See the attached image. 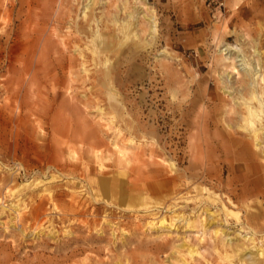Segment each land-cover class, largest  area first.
I'll return each instance as SVG.
<instances>
[{
	"label": "rangeland",
	"instance_id": "obj_1",
	"mask_svg": "<svg viewBox=\"0 0 264 264\" xmlns=\"http://www.w3.org/2000/svg\"><path fill=\"white\" fill-rule=\"evenodd\" d=\"M261 74L264 0H0V264H264Z\"/></svg>",
	"mask_w": 264,
	"mask_h": 264
},
{
	"label": "bare ground",
	"instance_id": "obj_2",
	"mask_svg": "<svg viewBox=\"0 0 264 264\" xmlns=\"http://www.w3.org/2000/svg\"><path fill=\"white\" fill-rule=\"evenodd\" d=\"M121 11V10H120ZM130 15V14H129ZM128 15V16H129ZM132 16V15H131ZM126 21V20H125ZM129 22V21H128ZM118 24V23H117ZM120 28V27H119ZM99 40H100V38H97L96 39V37H95V39L93 40V42H94V46H95V49H94V56H95V59H97L98 58V54H99V47H101V48H104V47H109V46H111V43H108L107 42V40H104V38H103V40L101 39V42L99 43ZM121 42V41H120ZM97 46V47H96ZM100 57V56H99ZM260 69V68H259ZM256 70V69H255ZM261 71V69L260 70H256V71H254L255 72V76H257L258 74H259V72ZM247 73H250V72H248L247 71ZM247 78V77H246ZM253 80H254V78H253ZM256 80V79H255ZM258 80H260L261 81V83H262V85H263V94H264V76L261 74V75H259L258 76ZM247 83H249V82H247ZM246 84V83H245ZM258 84H259V81H258ZM253 86H254V83L252 84ZM229 87H231V85L229 86ZM250 87H251V85H250ZM227 88V87H226ZM242 88H243V85H242ZM228 90V89H227ZM251 91H253V92H251L250 93V95H251V100H254V99H257L258 97H257V95L256 94H258V93H255V88L254 89H252ZM228 93V92H227ZM243 94V93H242ZM233 96V95H232ZM234 101V100H233ZM262 106H264L263 104H264V102H259ZM259 104V105H260ZM260 105V106H261ZM261 106V107H262ZM260 107V108H261ZM264 108V107H263ZM226 111V110H225ZM264 111V110H263ZM262 110H256V109H254L251 105H250V103H249V101H247L246 99H244V98H239L238 99V101H235L234 102V105H233V109H232V112L231 113H233L234 115H236V117H238V118H240V120L241 119H243L244 121H245V123L247 124V126L248 127H254L256 124H255V122H256V120L258 121L259 120V118L261 117V112H263ZM230 112V111H229ZM237 120V119H236ZM230 121H234V120H230ZM239 122V121H238ZM235 124V123H234ZM234 126V125H233ZM231 127V126H230ZM239 127V126H238ZM259 127V126H258ZM248 129V128H247ZM262 129V128H261ZM260 128H258V129H253L252 131H250V133H253V136H254V138L258 141V145H259V148L261 147V143H260V139L258 140V138L261 136V134H262V130H261ZM264 130V129H263ZM249 133V134H250ZM99 169V168H98ZM207 212H210V210L207 208ZM231 246V245H230ZM229 249H231V248H229ZM233 250H234V252H233V254L232 255H228V254H226L225 255V258L227 259V260H229V261H231L232 259L231 258H233V257H235L236 255H238L239 254V252H240V249H239V247L238 246H235V247H233ZM193 254V251H190V255H192ZM262 256H264V251L262 250V254H261ZM187 264V263H186Z\"/></svg>",
	"mask_w": 264,
	"mask_h": 264
},
{
	"label": "built area",
	"instance_id": "obj_3",
	"mask_svg": "<svg viewBox=\"0 0 264 264\" xmlns=\"http://www.w3.org/2000/svg\"><path fill=\"white\" fill-rule=\"evenodd\" d=\"M227 1L228 0H209V6L221 11L222 9L226 8Z\"/></svg>",
	"mask_w": 264,
	"mask_h": 264
}]
</instances>
